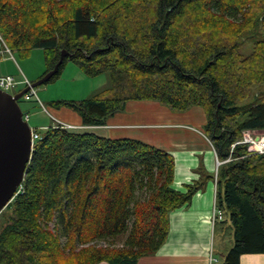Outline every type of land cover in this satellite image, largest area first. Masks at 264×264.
<instances>
[{"label":"trees","instance_id":"16d2710c","mask_svg":"<svg viewBox=\"0 0 264 264\" xmlns=\"http://www.w3.org/2000/svg\"><path fill=\"white\" fill-rule=\"evenodd\" d=\"M0 36L9 51L41 48L44 72L64 50L48 82L68 60L86 76L108 73L88 98L48 102L82 125H102L131 100L200 107L217 159L233 157L215 175L214 205L232 233L221 264L264 253V153L242 143L229 152L243 130L264 131V0H0ZM37 133L5 205L0 264H135L164 241L169 211L201 186L172 189V156L138 139L61 124Z\"/></svg>","mask_w":264,"mask_h":264},{"label":"crops","instance_id":"0c3cea01","mask_svg":"<svg viewBox=\"0 0 264 264\" xmlns=\"http://www.w3.org/2000/svg\"><path fill=\"white\" fill-rule=\"evenodd\" d=\"M61 108L64 107L52 114V123L69 125L67 130L92 132L107 138L138 139L166 151L173 159L172 189L183 192L186 184L201 183L188 203L169 211L162 244L154 252L138 257L135 264L222 263L232 239L221 246L214 243L215 228L229 222L224 218L211 220L218 159L203 133L205 118L200 107L176 112L156 101L131 100L122 111L108 115L102 125L91 126L82 125L76 113L67 108L60 111ZM238 264H264V253L241 254Z\"/></svg>","mask_w":264,"mask_h":264},{"label":"rangeland","instance_id":"374dc122","mask_svg":"<svg viewBox=\"0 0 264 264\" xmlns=\"http://www.w3.org/2000/svg\"><path fill=\"white\" fill-rule=\"evenodd\" d=\"M238 50L242 54H247L250 51L249 37H243L241 39ZM44 70L45 65L41 48L30 49L24 55L19 51L10 50L9 54L4 53L0 58V75H10L15 81L27 79L28 82H32L41 76ZM107 86V72L91 77L86 76L73 62L68 60L54 80L33 87V96L29 100L19 99L18 105L20 110L28 117V120H26L28 126L41 132L44 125L47 126L52 123V114L56 111V108L48 105V101L85 99ZM23 87V84L18 83L12 90L17 91ZM255 89L253 86L251 91L253 92ZM62 109L64 108L59 110L63 111ZM52 124L56 125L59 123ZM10 216L9 208L3 207L0 210V230L9 222V219H11ZM231 239L232 233L229 224H225L224 227L215 228V245L221 246L223 243H228ZM215 254L217 253H214V256Z\"/></svg>","mask_w":264,"mask_h":264},{"label":"water","instance_id":"95a60500","mask_svg":"<svg viewBox=\"0 0 264 264\" xmlns=\"http://www.w3.org/2000/svg\"><path fill=\"white\" fill-rule=\"evenodd\" d=\"M65 54L60 50L52 68L13 94L0 90V210L19 187L31 153L30 127L22 119L18 100L29 87L47 83L57 73Z\"/></svg>","mask_w":264,"mask_h":264},{"label":"built area","instance_id":"2783aa9c","mask_svg":"<svg viewBox=\"0 0 264 264\" xmlns=\"http://www.w3.org/2000/svg\"><path fill=\"white\" fill-rule=\"evenodd\" d=\"M4 53L9 54V49L6 47L4 44L1 36H0V58ZM21 83L24 86L29 85V82L24 79L22 81H15L10 75H0V90L8 92L10 94H13L16 92L15 90L13 91L12 89L15 88V86ZM18 91V90H17ZM33 88L29 87L28 90L22 94L20 99L23 100H29L30 97L33 96ZM22 119L24 121L27 120V115L25 113H22ZM60 124V123H59ZM62 125V124H61ZM66 129H69V125H63ZM38 138V133L36 130L33 128H30V144H31V149L32 145L35 139ZM236 143H242L246 145V151L247 152H255V153H264V132H256L254 130H243L241 133V139L237 142H234L230 145L229 152H231L232 147ZM233 159L231 155L229 154L225 159L223 160H216V165L221 164L222 162H226ZM214 182H215V176H214ZM19 188V187H18ZM17 188V190H18ZM16 190V191H17ZM222 219V213L219 209L215 207V205L212 207V214H211V220H221Z\"/></svg>","mask_w":264,"mask_h":264}]
</instances>
